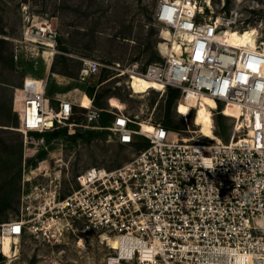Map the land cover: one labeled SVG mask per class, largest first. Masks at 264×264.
I'll list each match as a JSON object with an SVG mask.
<instances>
[{
    "label": "built area",
    "instance_id": "1",
    "mask_svg": "<svg viewBox=\"0 0 264 264\" xmlns=\"http://www.w3.org/2000/svg\"><path fill=\"white\" fill-rule=\"evenodd\" d=\"M201 12L196 0H159L154 19L169 32V50L161 62L126 71L158 82L160 92L178 89L176 105L208 96L222 113L237 107L230 139L181 138L159 122L109 111L113 117L103 128L117 143L131 145L141 136L146 145L116 168L83 169L67 194L61 195L58 176L27 188L31 179H24L22 217L0 225V240L11 239L10 253L26 231L48 237L51 230H68L114 237L119 246L105 264H264V41L230 45L217 35L236 24V15L205 18ZM22 37L53 59L54 46L46 45L55 41L50 26L27 27ZM99 67L95 59L83 60L79 80ZM46 88L45 78L26 76L13 92L25 147L73 124L72 100L56 97L51 105ZM79 105L86 125L102 117L92 97Z\"/></svg>",
    "mask_w": 264,
    "mask_h": 264
},
{
    "label": "rangeland",
    "instance_id": "2",
    "mask_svg": "<svg viewBox=\"0 0 264 264\" xmlns=\"http://www.w3.org/2000/svg\"><path fill=\"white\" fill-rule=\"evenodd\" d=\"M159 0H0V225L22 217L20 194L36 180L58 176L61 195L75 186V176L91 166L116 168L128 161L145 146L136 136L131 145L116 142L103 121L112 113L123 111L136 121L159 122L181 138L215 141L204 136L195 124L198 110L207 113L212 121L211 132L217 140L230 139L236 118L226 106L204 97L195 109L180 102L178 97L168 105L167 90H147L133 93L126 69L163 61L159 44L171 39L168 30L154 19ZM202 16L236 15L231 30H257L255 43L264 41V0H196ZM50 26L54 32L55 54L48 53L38 42L24 41L27 27ZM224 30H228L224 29ZM36 39L35 37H33ZM37 41V40H36ZM158 59H152V52ZM95 59L98 71L88 79L79 80L83 60ZM42 76L47 81L46 96L51 105L56 97L73 102L72 125L66 123L55 130L65 132L43 135L41 145H24L17 131V115L12 109L13 92L25 76ZM127 82V83H126ZM94 106L102 109V117L94 124L83 120L88 96ZM110 105V106H109ZM225 117L218 127V117ZM54 130V131H55ZM47 170L50 176H38ZM47 175V174H46ZM0 264H105L113 253L110 242L95 232L84 233L51 230L48 237L25 232L16 251L1 252Z\"/></svg>",
    "mask_w": 264,
    "mask_h": 264
},
{
    "label": "bare ground",
    "instance_id": "3",
    "mask_svg": "<svg viewBox=\"0 0 264 264\" xmlns=\"http://www.w3.org/2000/svg\"><path fill=\"white\" fill-rule=\"evenodd\" d=\"M176 2H180L181 0H175ZM257 30L254 28H248L242 31L239 30H224L220 34L217 35V39L224 40L226 43L230 45H245L250 44L253 45L256 40ZM257 41V40H256ZM46 45L49 47L53 46L51 42H48ZM159 48L161 52L164 54V51H168V47L166 46L165 42H162L159 44ZM128 85L132 89L133 93H144L147 90H156L160 91L162 88V85H160L156 81H152L146 78H143L138 75H132V77H129ZM127 83V82H126ZM204 97L210 98L208 96H202L200 101H194L193 99L188 101L187 103H183L186 106L193 107L195 109L196 104H199ZM212 99V98H210ZM213 100V99H212ZM231 111L232 115L234 117H237L238 115V109L235 106L227 105ZM195 124L198 125L201 128V132L204 134V136L210 137L211 139H217L216 136L211 132L212 127V121L209 117V115L202 110H198L195 114ZM105 241L110 242L111 248H117L119 246L118 241L114 237H110L108 235L101 236ZM11 244V239L8 236H5L1 240V248L4 254H8L9 248Z\"/></svg>",
    "mask_w": 264,
    "mask_h": 264
},
{
    "label": "trees",
    "instance_id": "4",
    "mask_svg": "<svg viewBox=\"0 0 264 264\" xmlns=\"http://www.w3.org/2000/svg\"><path fill=\"white\" fill-rule=\"evenodd\" d=\"M151 55H152V59H158V56H157L156 52L153 51L151 53ZM166 90H167V98H168V105H169L174 99H176L178 97L179 91H178V89L171 88V87H168ZM90 97L93 98V104H94V97L93 96H90ZM218 106H221V105L218 104ZM224 119H225V117L220 115L218 117L217 125H218L219 128H221V130L227 131L228 130V126H224ZM110 121H111V119L103 121V123H102L103 125L102 126L104 127V126L108 125L110 123ZM61 132H65V129L55 130V131H51V133L50 132H47V133H50L52 135H56V134L61 133Z\"/></svg>",
    "mask_w": 264,
    "mask_h": 264
},
{
    "label": "crops",
    "instance_id": "5",
    "mask_svg": "<svg viewBox=\"0 0 264 264\" xmlns=\"http://www.w3.org/2000/svg\"><path fill=\"white\" fill-rule=\"evenodd\" d=\"M28 76H33V77H42V76H35V75H28ZM26 77V76H25Z\"/></svg>",
    "mask_w": 264,
    "mask_h": 264
}]
</instances>
